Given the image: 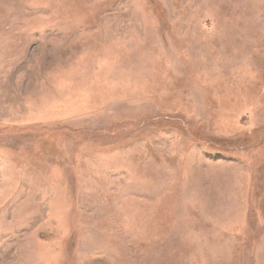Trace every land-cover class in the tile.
Masks as SVG:
<instances>
[{
    "label": "rangeland",
    "instance_id": "1",
    "mask_svg": "<svg viewBox=\"0 0 264 264\" xmlns=\"http://www.w3.org/2000/svg\"><path fill=\"white\" fill-rule=\"evenodd\" d=\"M0 264H264V0H0Z\"/></svg>",
    "mask_w": 264,
    "mask_h": 264
}]
</instances>
